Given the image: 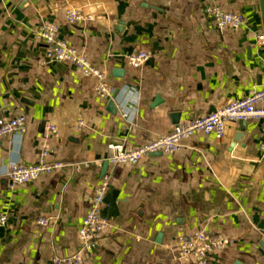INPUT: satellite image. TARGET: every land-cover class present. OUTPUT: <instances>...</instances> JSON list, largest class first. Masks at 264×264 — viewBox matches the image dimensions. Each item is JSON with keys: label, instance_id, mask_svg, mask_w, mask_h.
<instances>
[{"label": "crops", "instance_id": "1", "mask_svg": "<svg viewBox=\"0 0 264 264\" xmlns=\"http://www.w3.org/2000/svg\"><path fill=\"white\" fill-rule=\"evenodd\" d=\"M208 6L242 15L244 25L217 30ZM70 8L91 21L67 24ZM44 22L105 73L118 92L114 114L91 79L46 59L33 38ZM262 34L260 0H0V120L26 117L21 136L0 138V168L34 163L44 148L52 160L91 164L13 190L0 178V264H51L75 253L106 173L112 182L101 213L109 226L83 264H178L175 238L199 231L232 240L208 264H264L263 123L229 124L222 141L196 134L174 155L104 167L108 145L143 146L258 89ZM138 51L149 59L134 69L127 57ZM47 125L57 134L45 138ZM41 217L48 226L37 224Z\"/></svg>", "mask_w": 264, "mask_h": 264}, {"label": "built area", "instance_id": "2", "mask_svg": "<svg viewBox=\"0 0 264 264\" xmlns=\"http://www.w3.org/2000/svg\"><path fill=\"white\" fill-rule=\"evenodd\" d=\"M206 13L212 25L217 30L227 28L239 29L244 25V18L240 14L225 12L216 6H208ZM67 24L75 25L91 21L82 11L76 8L68 9L64 14ZM33 38L45 47L46 59L55 63H66L79 71L84 77L94 82V91L103 101L111 99L113 89L106 82V75L99 68L94 67L87 60L85 54L63 40L59 35V27L50 22H44L33 31ZM256 42L263 48L261 59L262 82L258 89L253 90L248 96L238 99L226 107L216 110L204 117L185 120L166 135L161 136L143 146L133 148L123 143L108 145V156L105 161L111 167L121 165H136L143 158L154 154L174 155L183 148V142L193 138L196 134L213 137L222 141L226 136V128L233 123H246L255 120L264 125V34L257 36ZM149 59L144 51H138L127 57L131 68L138 69ZM126 118L127 115L123 114ZM25 116H16L9 120H0V138L7 135L21 136L25 131ZM82 122H78L81 128ZM57 134L53 125L46 126L45 138ZM261 162L264 164V143L259 146ZM52 151L44 148L39 159L30 164L22 162L11 163L4 170L0 168V178H6L8 189L23 186L36 181L44 175L56 171L73 168L76 171L88 169L89 162L66 164L52 160ZM112 182V174L106 173L93 191L89 199L88 210L82 218L77 237L79 247L70 256H54L51 264H83L85 257L93 253L102 239L103 231L108 228L109 222L102 216L105 196ZM37 224L46 227L49 221L39 218ZM6 225V218L0 217V226ZM232 243L229 238L215 236L208 232L199 231L185 233L175 238L172 252L176 254L178 264H208L211 255L227 248Z\"/></svg>", "mask_w": 264, "mask_h": 264}, {"label": "water", "instance_id": "3", "mask_svg": "<svg viewBox=\"0 0 264 264\" xmlns=\"http://www.w3.org/2000/svg\"><path fill=\"white\" fill-rule=\"evenodd\" d=\"M261 2V6H262V16H263V19H264V0H260ZM119 74V73H118ZM117 91H114L112 96H111V99L108 101L107 103V109L110 113L114 114L116 112V108H115V104H114V100L116 98V95H117ZM239 140L242 139L243 137L241 136V134L238 136ZM239 140H237L239 142ZM158 155H161V154H154L152 156H158ZM108 165V163L106 162L104 164V167H106ZM259 244L260 246L264 249V232L262 233L260 239H259Z\"/></svg>", "mask_w": 264, "mask_h": 264}]
</instances>
